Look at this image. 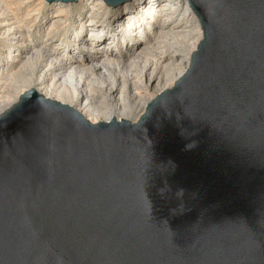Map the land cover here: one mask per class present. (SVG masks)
<instances>
[{"label": "water", "instance_id": "1", "mask_svg": "<svg viewBox=\"0 0 264 264\" xmlns=\"http://www.w3.org/2000/svg\"><path fill=\"white\" fill-rule=\"evenodd\" d=\"M187 1L203 37L136 121L0 113V264H264V0Z\"/></svg>", "mask_w": 264, "mask_h": 264}, {"label": "bare ground", "instance_id": "2", "mask_svg": "<svg viewBox=\"0 0 264 264\" xmlns=\"http://www.w3.org/2000/svg\"><path fill=\"white\" fill-rule=\"evenodd\" d=\"M202 37L187 0H0V113L32 89L91 124L134 122L187 69Z\"/></svg>", "mask_w": 264, "mask_h": 264}, {"label": "rangeland", "instance_id": "3", "mask_svg": "<svg viewBox=\"0 0 264 264\" xmlns=\"http://www.w3.org/2000/svg\"><path fill=\"white\" fill-rule=\"evenodd\" d=\"M108 10H109V12H108V14H105L106 15V18L107 19H109V17H110V15L111 14H113L114 13V9H111V8H107ZM77 12V10L76 9H74V8H72V12L69 14V15H67V18L69 19V21H71L72 20V15L74 14V13H76ZM104 14L103 15H101V16H99V20H104L103 18H104V16H105ZM106 19V20H107ZM58 37H56L55 38V40L57 39ZM65 38H66V40H70V36H69V34H68V32L66 33V36H65ZM3 55V54H2ZM4 56V55H3ZM134 115H131L130 117H129V119L131 118V120H134ZM133 118V119H132Z\"/></svg>", "mask_w": 264, "mask_h": 264}]
</instances>
